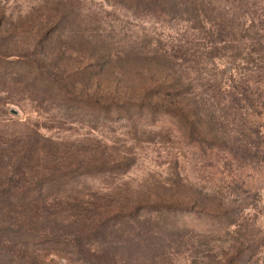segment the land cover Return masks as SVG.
Returning <instances> with one entry per match:
<instances>
[{"label":"rangeland","instance_id":"374dc122","mask_svg":"<svg viewBox=\"0 0 264 264\" xmlns=\"http://www.w3.org/2000/svg\"><path fill=\"white\" fill-rule=\"evenodd\" d=\"M180 1L185 9V0ZM66 7L82 22L78 32L113 43V50L168 51L171 63L184 62L180 74L191 77L195 97L216 116L229 147L201 150L169 116H159L155 126L144 121L135 127L125 119L68 109L11 80L0 82V147L41 135L39 145L45 147L32 171L61 169L57 177L65 176L60 189L53 190L56 199L196 196L229 212L226 218H213L173 208L142 210L147 217L160 214L152 228L160 233L154 241L164 249L154 264H264V175L253 170L245 155L253 139L249 136L258 137L246 132L251 124L246 116L258 97L264 99V0L244 1L222 27L205 23L212 18L208 11L168 19L128 12L117 0H0L1 50L16 54L30 49L40 22ZM13 64L0 61V73L11 75ZM122 75L116 69L106 90L115 92L119 86L132 92L136 78L131 71ZM218 81L222 94L216 90ZM173 226L182 232L172 235ZM65 256L58 264H78Z\"/></svg>","mask_w":264,"mask_h":264},{"label":"trees","instance_id":"16d2710c","mask_svg":"<svg viewBox=\"0 0 264 264\" xmlns=\"http://www.w3.org/2000/svg\"><path fill=\"white\" fill-rule=\"evenodd\" d=\"M117 1L128 12L168 19L208 11L212 18L205 23L222 27L231 23V10L246 0H185V9L180 7V0ZM56 11L40 22L30 49L23 48L15 54L0 48V61L15 65L11 75L0 73L1 83L11 80L68 109L125 119L135 127L144 121L155 126L159 116H169L186 132L190 143L201 150L229 147L216 116L195 97L191 77L180 74L184 62L179 64L177 59L171 63L168 51L113 50L109 47L113 43L78 32L82 22L72 16L71 8L66 7L60 14L59 9ZM255 44L262 45L260 41ZM180 58L185 59L184 54ZM118 68L123 71L122 78L130 71L136 78L132 92L119 86L115 92L106 90L109 78ZM216 84L222 94L223 83ZM250 107L246 119L251 124L246 132L251 130L258 137L249 136L253 139L249 140L245 155L253 170L264 175V136H260L261 132L264 134V99L258 97ZM43 140L35 133L26 144L0 147V264H58L65 255L78 264H154L160 249H164L156 244L160 233L152 228L160 214L147 217L142 210L173 208L213 218H226L229 213L212 208L196 196L167 200L131 197L127 201L101 202L72 196L53 198V190L64 182L60 179L65 175L57 177L61 169L32 171L36 156L45 147V143L39 145ZM253 147L257 150L254 156L249 153ZM169 231L172 235L182 232L178 226Z\"/></svg>","mask_w":264,"mask_h":264}]
</instances>
